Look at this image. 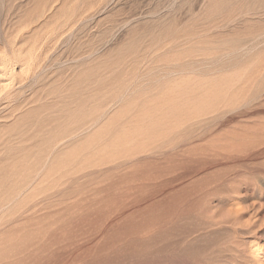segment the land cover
I'll return each mask as SVG.
<instances>
[{"label": "rangeland", "instance_id": "rangeland-1", "mask_svg": "<svg viewBox=\"0 0 264 264\" xmlns=\"http://www.w3.org/2000/svg\"><path fill=\"white\" fill-rule=\"evenodd\" d=\"M0 210V264L263 261L264 0H0Z\"/></svg>", "mask_w": 264, "mask_h": 264}, {"label": "bare ground", "instance_id": "bare-ground-1", "mask_svg": "<svg viewBox=\"0 0 264 264\" xmlns=\"http://www.w3.org/2000/svg\"><path fill=\"white\" fill-rule=\"evenodd\" d=\"M178 74H179V73H178ZM171 76H172V75H171ZM218 86H220V85H218ZM221 88H223L222 85H221ZM218 89H220V88H218ZM223 89L226 90L227 88L224 87ZM228 89H230V88L228 87ZM220 90H221V89H220ZM226 91H229V90H226ZM126 92H127V91H126ZM126 92H125V94H127ZM218 92H219V90L217 91V93H218ZM223 92H225V91H223ZM223 92L220 91V92L218 93V94H220V95H218L217 99H219V98L221 97L220 100H222V99L224 98L223 96L226 94V92L224 93V95H222ZM215 93H216V92H215ZM228 93H229V92H228ZM228 93H227L226 95H228ZM221 95H222V96H221ZM215 96H216V95H215ZM222 97H223V98H222ZM122 99H123V98H122ZM224 99H225V98H224ZM120 100H121V99H120ZM120 100H119V101H120ZM215 100H216V98H215ZM220 100H218V101H220ZM222 101H223V100H222ZM117 102H118V101H117ZM117 102H116V103H117ZM220 102H221V101H220ZM220 102H219V103H220ZM223 102H224V101H223ZM223 102H222V103H223ZM115 105H116V104H115ZM112 106H113V105H112ZM104 114H106V112H105ZM102 115H103V114H102ZM101 117L103 118V116H101ZM99 119H100V118H99ZM101 121H102V120H101ZM92 123H93V122H92ZM96 124H97V123H96ZM96 124L93 123L92 125L95 127ZM98 124H99V122H98ZM98 124H97V126H98ZM90 125H91V124H90ZM93 126H92V127H93ZM83 127H84V126H83ZM90 127H91V126H90ZM90 127L87 128V127L85 126V128H80L79 130H77L78 132H76V135H74L71 139H76V138H79V137H81V136H83V135L89 133V132L92 130V127H91V128H90ZM94 127H93V129H94ZM107 133H108V132H107ZM105 134H106V133H99V132H98V135L94 137V141H95L97 138L100 139V137H103V136L105 137ZM71 136H72V135H71ZM106 137H108V135H107ZM92 138H93V137H92ZM95 138H96V139H95ZM103 139H105V138H103ZM68 140H69V139H68ZM70 141H71V140H70ZM64 143H65V142H64ZM64 143H63V144H64ZM59 145H62V143L59 144ZM54 147H55V146H54ZM56 147H58V146L56 145ZM54 149H55V148H54ZM54 149H51V152H52V153L55 152V151H54V152L52 151V150H54ZM50 154H51V153H49L48 155H50ZM48 155H46V158H47ZM51 156H52V155H51ZM49 158H50V156H49ZM49 158H48V159H49ZM46 161H49V160H46ZM39 174H40V173H39ZM38 176H39V175H38ZM31 185H32V184H31ZM31 185H30V187H31ZM26 190H28V188H27ZM26 190H23V192L26 191ZM18 194H19V193H18ZM18 194H17V195H18ZM19 197H22V195L19 194ZM13 199H14V198H13ZM16 199L19 200V198H16ZM11 201H12V199H11ZM13 202H14V201H13ZM13 202H12V203H13ZM12 203H11V204H12ZM15 203H16V202H15ZM9 204H10V203H9ZM9 204H8V205H9ZM7 207H8V206H7ZM3 211H4V210H3ZM0 212H1V210H0ZM253 247H254V246H253ZM251 248H252V247H251ZM254 249H255V248H254ZM256 250H257V249H256ZM254 254H255V253H254ZM256 255H257V254H256ZM253 256H254V255H253ZM254 257H255V256H254ZM255 258H256V257H255ZM255 258H254V259H255ZM258 258H260V257H258ZM258 260H259V259H258ZM263 261H264V260H263ZM263 261H262L261 259H260V261H257V260H256V263H255V264H261V263L264 264Z\"/></svg>", "mask_w": 264, "mask_h": 264}]
</instances>
